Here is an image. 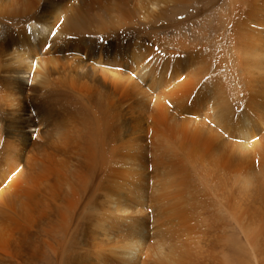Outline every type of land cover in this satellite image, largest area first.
Wrapping results in <instances>:
<instances>
[{"label": "bare ground", "instance_id": "1", "mask_svg": "<svg viewBox=\"0 0 264 264\" xmlns=\"http://www.w3.org/2000/svg\"><path fill=\"white\" fill-rule=\"evenodd\" d=\"M191 1L0 0V264H41L44 251L49 264H110L112 259L113 264H219L223 261L216 253L218 243L210 240L227 238L236 227L243 235H254L250 226L258 233L252 245L258 248L256 264H264V141L259 143L256 166L246 153V170H238L231 180L212 179L215 171L227 168L219 167L223 161L217 155L228 115L235 106L243 108L241 103L249 102L251 95H264V45L254 43L262 37L248 25V0H227L217 33L208 41L213 48L205 47L209 50L203 57L209 63L200 62L190 72L187 65L186 76L169 93L163 90L162 100H150L138 84L148 70L141 59H160L147 42L161 48L181 46L180 34H167V28L180 21L162 18ZM234 36L241 46L233 42ZM117 46H127L128 52ZM112 47L128 58L124 66H131L129 60L136 65L125 71L112 66L111 72L102 70V58H108ZM209 67L211 79L199 90L209 96L210 125L192 128L175 112ZM139 93L142 96L135 98ZM258 113L264 116V110ZM239 119L242 138H250L253 122L242 114ZM120 128L126 138L116 143ZM183 154L198 158L189 161ZM143 160L159 171L176 167L178 186H192L186 173L201 171L194 186L209 188L205 198L218 203L208 206L209 221L192 205L197 202L193 194L186 199L174 189L170 198L176 202L165 206L183 223V217L191 215V240L166 225L148 231L142 210L133 209L124 196L119 199L102 190L108 175L146 177ZM122 223L130 235H120L129 240L102 247V238H118L111 230ZM104 249L109 250V262L103 258Z\"/></svg>", "mask_w": 264, "mask_h": 264}, {"label": "rangeland", "instance_id": "2", "mask_svg": "<svg viewBox=\"0 0 264 264\" xmlns=\"http://www.w3.org/2000/svg\"><path fill=\"white\" fill-rule=\"evenodd\" d=\"M226 3H227V0H192L189 3L182 4L179 9L171 10V11H169V13L167 15L163 16L162 21H165V22L166 21H168V22L180 21V24L176 25L177 27L167 28L168 29L167 34H168V36H173L174 35L173 33H175V34L178 33L181 35L180 36L181 39L183 38L182 39L183 42L182 43L180 42L181 46L180 45H173V46L165 45V46H163V48L157 47V44L153 45L151 41H149V43L148 42L146 43V46H148V47L151 46L150 48L155 50L154 52L159 54V58H160V59L155 60L154 57H152V55H151L152 58L149 59V57H150V55H149L147 57L145 56L146 58L143 57L141 59L142 60L141 63L148 65V70L146 71L147 72L146 77L151 78V79H146V77H143L142 80H140V79L138 80V84L140 83L139 86L141 88V91L146 92L148 97L151 98L150 100L153 101V99H156V98L158 100H162L164 94L166 92L169 93L172 86L176 85V82L180 81L181 79H183L186 76L188 70L190 72L197 65L201 64L200 62L206 61V59L204 58L207 55L206 51L209 50L210 48L211 49L213 48V46H211V45L209 46L208 41L210 39H212V37L214 38L216 33H217V30L219 28V26H217V25L221 24L220 17H221V15H224V13L226 11ZM246 5L249 6V12L247 13L248 14V25H250L252 28H254L257 31V36L260 34V37H262L260 40H255L254 43L257 42L256 44H258V43L263 42L262 45H264V0H248V1H246ZM196 9H197V11H196ZM179 10H180V12H179ZM223 10H225V11H223ZM196 13H198V14L196 15ZM191 14H192V16H191ZM216 17H218V18L216 19ZM184 19L186 21H184ZM188 22L190 23L189 25H188ZM254 22L256 25L254 24ZM198 24H199V26H198ZM230 26H231V23H230ZM173 29H175V30H173ZM169 30H173V31L168 32ZM177 30H179V31L177 32ZM206 38H208V39H206ZM233 39H234L233 42H235V43L238 42L237 43V45H238L239 40L237 39V37L234 36ZM236 39H237V41H235ZM206 41H207L208 45L206 44ZM184 42L187 45H185ZM229 42L234 44L232 42V40H230ZM201 43H202V46H201ZM225 43L226 42H224V44ZM231 43H227L226 45H228V44L230 45ZM153 46H155V47H153ZM166 46H167V48H165ZM238 46H241V45H238ZM126 47L127 46H117L116 48L119 50L122 49V50L126 51L125 50ZM170 47L173 49H171ZM200 47H202V48H200ZM205 47H207L209 49H207ZM160 48L162 50H164L166 54H164L163 51L161 52ZM184 49H186V50H184ZM109 50H110L109 54H106V55H108V58H105V57L102 58V64H101L102 66H100V67H102V70L106 71L108 69L107 71L110 70L109 72H111L112 70L110 68L114 67L115 70L120 69L121 71H125V70H130L131 68H133L136 65L135 63L133 64L131 62V60H129L128 62H130L131 66H124L123 60L125 58L128 60V58L124 55L118 54V52H116L117 50L114 47L110 48ZM200 51L202 52V54L200 53ZM126 52H128V51H126ZM129 52H130V49H129ZM35 54H36V52H35ZM185 54H186V56H185ZM194 58H196V59H194ZM203 58H204V60H203ZM151 60H153V61H151ZM115 62H120V64H117ZM128 62H125V64H128ZM158 62H159V64H158ZM206 62L209 63V61H206ZM233 62L236 63L235 60H233ZM187 65L189 66V69L187 68ZM207 65H209V64H207ZM150 68H151V70H153V69L154 70L151 71ZM132 72H134V70H132ZM132 72H131V74H132ZM201 75H202L201 78L199 77L200 79L197 81L195 91L193 93H191L190 96L187 99H185L179 105V109H177L175 112L176 117L179 119V121H184V122L187 121L186 124L188 126H191L192 128H194V127L195 128H199V127L203 128V125H210L209 123H210V119H211V117H210V113H211L210 111L211 110L209 109V102H208L209 96L207 94V91H201L202 89L199 90L200 89L199 86H201L205 81L207 83L209 81V79H211V67L207 68V70L205 72H203ZM137 78H138L137 76L134 77L135 80H137ZM165 80H166V82H165ZM170 81H173V82H170ZM159 82H161V83H159ZM142 85H144V86H142ZM165 86H167V87H165ZM167 88H168V90H166ZM163 90H165L166 92ZM197 90H199V91H197ZM139 96H142V95L139 93L135 96V98H137ZM164 99H166V98L164 97ZM169 102L170 101L168 98V103ZM150 104H152L151 101H150ZM241 105L243 106V108L241 106H239L237 108L235 106L233 108L232 112L229 114L230 118L228 115V118L226 120L225 132L220 131L221 139L222 138L223 139L219 144L220 145L223 144L221 147V150L222 149L223 150H222V152H221V150H219V153L217 156H222L221 162L223 161L224 163L222 162V165L219 167H227V168L226 169L220 168L221 170L219 169L218 171H215L214 173L217 174V176L212 175L213 181H216V177L221 178L220 180H222V181H227L229 179L231 180L239 171L246 170V168H245V167H247L246 166L247 158L245 155L246 153L248 156L249 155L251 157L253 156L252 162H253V165H255V166L257 165V161L260 157L259 151L261 148L259 146V143H261V141H264V125H263L264 124V116L261 114L259 115L258 112L260 110H264V95L261 93L251 95L250 101L247 103H244V104L241 103ZM241 114L245 115L248 118L249 122H253L252 123L253 126L248 132V136L250 137L248 139L242 138V136L239 132L240 129L238 127V122H240V124L242 123L241 120L239 119ZM147 116L146 117H147L148 121H150L151 117L149 115H147ZM146 124H149V122H147ZM186 124L184 123V125H186ZM145 136H147V133H145ZM117 138L119 141L116 143H119L120 140L123 141L126 138L125 130L123 128H120L118 130ZM121 154H123V152H121ZM185 155H184V157H185ZM234 155H236L235 158H234ZM239 155H240V157H239ZM192 156L194 158L195 157L198 158V155H195V154H192V155L190 154L189 158L186 155V157H187V159H189V161H192V159H194V158H192ZM223 156H225L226 158H223ZM243 157L246 159H244ZM236 158H238V159H236ZM142 163H143L144 169H146V175H145L146 177H143V179H137L136 177L134 178V176L129 172H126V173L130 174L129 176L126 173L119 174L116 177H114V176L112 177V176L108 175L106 178V181L104 182L106 184V186H105V184H103L102 190L103 191H110V193L115 194V195L117 194L119 196L118 197L119 199L124 198L125 200L130 202L133 205V207H132L133 209L136 208V210L137 209L142 210V212H140V213L142 214V218L144 220L146 219L144 221V224L147 225L148 231H152L153 230L152 228L155 226L157 227V226L161 225L160 226V228H161L163 225H166L174 233H176V234L180 233V235L183 236V239L191 240L195 236V235H193L195 233H193V232H191V230L187 229L188 228L187 226L195 225L194 221H191V224L189 222V216H191V215L184 216L183 217L184 223H183L182 220H179V216L168 211L165 208V206H166V202L169 204L176 202V201L171 200V198H170V191H174V189L180 196L186 197V199H188L187 196L189 193L193 194L197 198V202H196V200H194L192 202V205L198 206L197 212L199 213V215L200 216L202 215L203 218H205L206 220L209 221L210 217L206 213L208 210V206L210 204L214 203L215 206L218 207V203L214 199H211L210 197L205 198V196H208L207 194L210 191L209 188L204 187L203 189L198 190L197 187L194 186V184L199 181V179L197 180L196 175H199V173H201V171H197V169H198L197 168V169L192 170L193 172L188 171L186 173V177L189 179V181L191 179V183H189V184H191L193 187L188 185V183H186L184 186H178L175 183V181L178 177V174L176 173V167H172L167 171H162V170L159 171V170L152 169V167L150 166L151 163L147 160H143ZM151 172H152V174H151ZM173 173H175V174H173ZM156 174H158V175H156ZM203 174L206 175V172H203ZM103 175L105 176L106 173L102 174V177H103ZM173 175H176V176H173ZM132 176H133V178H132ZM132 179H134V180H132ZM141 180H143V182ZM151 181L154 182L153 185H152ZM172 181L174 182V184ZM146 183H147V185H145ZM157 183H158V185H157ZM169 183H170V185H169ZM95 186H97V185L94 184V187ZM98 186L101 187V185H98ZM142 186H144V187H142ZM156 188L157 189L159 188L158 191H156L157 190ZM144 190H145V193H144ZM167 190H169V191H167ZM128 192L129 193L132 192L131 195ZM199 193H200V195H199ZM139 194H141V195L139 196ZM196 194H198V195H196ZM199 197H204V198L202 200H200V202H199ZM145 201H147V202H145ZM154 203H156V205ZM158 206L162 209L159 210ZM185 206H186V208L188 207V205L185 204L183 206L184 209H185ZM158 210L163 211L162 215L158 212ZM156 212H157V214H156ZM105 214L108 215L107 213H105ZM140 216L141 215H139V217ZM106 219H108V218H106ZM58 224H59V222H58ZM124 227H126V228H124ZM113 228L118 232L116 233V231H114ZM113 228H112L113 231L111 230V233H112V235L116 234L118 236V238H116V239L113 238V239H111L110 242H108V241H106V239L104 240V238H102V247L108 249L110 245L118 244V243L123 244V242H125V241L127 242L129 240L128 236H121V235H125V234L130 235V233L128 234L129 230L127 229L126 223H122L118 227H117V225H115ZM250 228H251L254 235H249L247 233H245L246 235H243L237 227L234 228V230L231 227V229H232L231 233H233V234L228 235L227 238H216V237H214V239L210 240V238H209L210 235L207 236L206 240L209 238L210 241H214V242L218 243L216 246V253L219 254V257L223 261V263H219V264H256L257 263L256 260L258 259L257 258L258 248L252 249V245L256 242L255 238H257L258 233H257L256 228H254L252 226H250ZM124 230H125V232H124ZM118 233H119V235H118ZM78 234L79 233H77V231H76L75 235H78ZM262 234H264V226H263L262 231H261V235ZM56 235H57L56 236L57 240H60L61 236L63 235L61 227H59L57 229ZM174 236H178V235H174ZM107 249H104V252L103 251L102 252L104 253V255H103L104 260L109 262L111 260V256H110V254H108L109 250H107ZM44 250H46V249H44ZM261 253H264V246L261 247ZM47 254L48 253L46 251L42 252V255H41L42 257L40 256L41 257L40 258L41 264H46L50 261L51 258H45ZM43 260H45V261H43ZM50 264H52V263L50 262ZM110 264H113V259L110 261Z\"/></svg>", "mask_w": 264, "mask_h": 264}, {"label": "snow or ice", "instance_id": "3", "mask_svg": "<svg viewBox=\"0 0 264 264\" xmlns=\"http://www.w3.org/2000/svg\"><path fill=\"white\" fill-rule=\"evenodd\" d=\"M49 30L51 31V27L49 28ZM52 35L55 36L56 33L55 32H52ZM149 59H151V57H149Z\"/></svg>", "mask_w": 264, "mask_h": 264}]
</instances>
